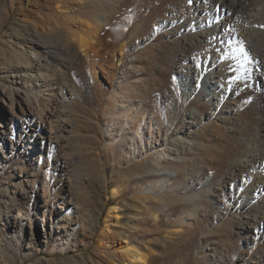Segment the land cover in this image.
Instances as JSON below:
<instances>
[{
  "label": "rangeland",
  "instance_id": "374dc122",
  "mask_svg": "<svg viewBox=\"0 0 264 264\" xmlns=\"http://www.w3.org/2000/svg\"><path fill=\"white\" fill-rule=\"evenodd\" d=\"M195 7L193 0H0V88L23 85L18 49L29 52L34 41L63 71L37 91L58 113L59 149L50 160L20 155L0 164V264H126L125 245L139 248L145 264H264V229L247 240L245 217L230 197L245 198L241 179L264 182L260 170L241 162L242 138L258 141L261 131L264 145V89L256 86L252 57L259 52L249 51L247 73L240 69L224 88L236 84L237 92L213 111L197 71L234 42L228 36L220 45H197L185 27L198 26ZM3 110L0 102V124ZM23 171L29 185L45 184L53 203L70 182L77 230L57 232L46 244L43 231L32 242L19 240L10 222L26 187L15 178ZM255 202L250 212L259 214Z\"/></svg>",
  "mask_w": 264,
  "mask_h": 264
},
{
  "label": "bare ground",
  "instance_id": "6f19581e",
  "mask_svg": "<svg viewBox=\"0 0 264 264\" xmlns=\"http://www.w3.org/2000/svg\"><path fill=\"white\" fill-rule=\"evenodd\" d=\"M193 1L196 4L193 18H196L198 26L193 28L191 23L185 27L198 40L196 42L197 45H210L216 41L220 45V42L224 41L228 36H232L233 39L231 40L234 42V46L226 50L227 52L223 56L216 57L212 55V57L207 58L210 59V62L205 61L203 69L197 71V79L201 76L206 80L203 87L209 88V91H206L205 94L213 98V101H211L213 111H217L220 108L222 100L225 99L227 94L237 92L238 87L235 86L236 84L232 89H229L230 91H224L228 80L237 72L239 73L241 69L239 64V67L236 66L238 62L235 63L237 60L233 55V49L237 46V41H243L248 52H259L252 56L254 59L253 65L258 70L255 82L256 86L264 89V74L260 72V69L264 68V54L261 53L262 50L258 51V49L262 48L261 41L264 39V0ZM204 22H209L206 29L202 27ZM160 26L165 30L169 28L168 23ZM80 42L84 50L89 47L85 39L82 38ZM20 46L23 45L20 44ZM28 49L29 52L21 49V47L18 49V68L21 70L18 71L17 77L20 78L18 82L23 83V85L0 88V102H3L9 109V111L3 110L1 117L0 164L2 159L4 160L3 162L10 163L15 157L18 158L20 155H25L29 160H35V162L50 160L53 152L60 147V138L57 135L56 125L53 120L58 116V113L53 108L52 100L43 98L41 92L37 91L42 82H45L48 78L56 79L63 71L58 59L50 55V52L40 43L31 42L28 44ZM183 85L187 86V82H184ZM197 91L194 90L191 94L185 93L184 95L189 97ZM119 94L117 91L115 92L116 97H119ZM6 95H8L9 104L6 103ZM174 103H171V106ZM195 112L191 111V119L194 118ZM60 122L65 124L61 133L66 132L67 125L65 120H60ZM260 132L259 135L256 134L258 141L246 135V137L242 138L244 144H247V149L241 162L247 168L260 170L259 173L264 174V145L259 140L262 135ZM8 142L11 144V150L9 151L5 147ZM258 176L253 175L249 179H241V186L244 187L245 190L243 191L246 195L244 199H241L242 195H230L233 200L232 204L236 206L238 214L242 213L245 217L241 224V231L247 240L258 237L264 229L262 227L264 223V182L261 180V182L257 181ZM15 178L19 181V186L26 184L25 189L23 187L20 189L22 200L14 207L16 213L12 222H10L11 226L19 228V240L30 237L29 241L32 242V239L43 231L48 235V237L45 235V240L43 241L46 244L49 238L57 232L78 229L80 225L79 208L73 199L75 191L69 181L65 180L63 183V187H67L66 193L60 195L53 203L50 194L46 191L45 184L40 185V182L35 181V183L29 185V176L24 171L17 173ZM118 194L116 189L111 190L113 198L118 197ZM25 199L26 201H24ZM255 201H260L261 203V213L259 214L250 212L253 206L256 205ZM28 205L31 206L28 207ZM109 211L118 212V207L112 206ZM121 250L127 257L126 264L146 263V255L139 248L125 245Z\"/></svg>",
  "mask_w": 264,
  "mask_h": 264
},
{
  "label": "snow or ice",
  "instance_id": "6c2138e0",
  "mask_svg": "<svg viewBox=\"0 0 264 264\" xmlns=\"http://www.w3.org/2000/svg\"><path fill=\"white\" fill-rule=\"evenodd\" d=\"M191 2L192 0H189V3ZM236 44L237 46L233 49L234 58L238 61L243 72L247 73V66L253 62L252 58L248 50L245 48L243 41H237Z\"/></svg>",
  "mask_w": 264,
  "mask_h": 264
}]
</instances>
